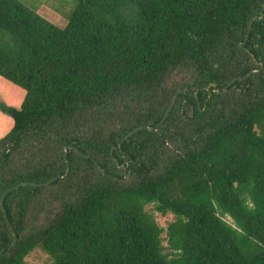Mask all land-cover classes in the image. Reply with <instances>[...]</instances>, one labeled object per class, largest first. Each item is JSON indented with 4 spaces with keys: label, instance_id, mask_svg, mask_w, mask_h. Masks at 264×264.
<instances>
[{
    "label": "trees",
    "instance_id": "trees-1",
    "mask_svg": "<svg viewBox=\"0 0 264 264\" xmlns=\"http://www.w3.org/2000/svg\"><path fill=\"white\" fill-rule=\"evenodd\" d=\"M72 1L0 0V202L75 146L6 195L0 264H264V0Z\"/></svg>",
    "mask_w": 264,
    "mask_h": 264
},
{
    "label": "rangeland",
    "instance_id": "rangeland-1",
    "mask_svg": "<svg viewBox=\"0 0 264 264\" xmlns=\"http://www.w3.org/2000/svg\"><path fill=\"white\" fill-rule=\"evenodd\" d=\"M31 8H36L37 12L51 22L64 26L68 15L74 6L72 0H21ZM24 95L21 86L13 84L0 76V103L6 107H19ZM13 120L0 105V137L3 136L12 126ZM147 208L152 209V205ZM153 210V209H152ZM156 220L164 227L172 221L175 216L172 213L162 215L153 210ZM166 244V242H164ZM167 250V249H166ZM26 264H49L50 256L40 248L33 250L26 258Z\"/></svg>",
    "mask_w": 264,
    "mask_h": 264
},
{
    "label": "water",
    "instance_id": "water-1",
    "mask_svg": "<svg viewBox=\"0 0 264 264\" xmlns=\"http://www.w3.org/2000/svg\"><path fill=\"white\" fill-rule=\"evenodd\" d=\"M240 78H241V76L236 77V78L233 80V82H234L235 80H237V79H240ZM213 86L216 87L217 85L214 83ZM186 90H187V89H182V90L178 91V92L174 95V97H173V99H172V102H171L170 105L168 106V108H167V110L165 111V113H164L163 117L161 118V120H160L156 125L153 126V125H151L150 123H148V124H143V125L137 126V127L134 128L132 131H130L129 133H127V134L124 136L123 140H126L127 138H129L130 136H132L133 134H135L136 132H138L139 130H142V129H150V130H154V129H157L158 127H160V126L164 123V121L167 119V117L169 116L170 112L172 111V109H173V107H174V105H175V103H176V101H177V98H178L179 94L186 92ZM225 90H226V88L223 89V91H225ZM72 147H75V146H74L73 144H68V145L65 147V155H64V157H65V160H66L67 168H66V171H65L64 174H62V175H58V176L52 178L51 180H49V181H47V182L25 181V182L18 183V184H16V185L10 187L9 189H7V190L4 192V194L2 195V198H1V202H0V204H1V207H2V209H3V212H4V215H5L6 221H7V223H8V226H9V228H10L12 234H13V241H12V243L10 244V246L8 247V249H7V251H6L5 253H4L2 250L0 251V256H2L3 254L8 253V252H9V251H10V250H11V249L17 244V242H18V234H17L16 230L13 228V226H12V224H11V221H10V219H9V217H8L7 211H6V209L4 208V200H5L6 195H7L9 192H11V191L20 188L21 186H26V185H33V186H46V185H49L51 182L57 180L58 178L65 177V176L69 173V171H70V161H69V159H68L67 152H68L69 148H72Z\"/></svg>",
    "mask_w": 264,
    "mask_h": 264
}]
</instances>
